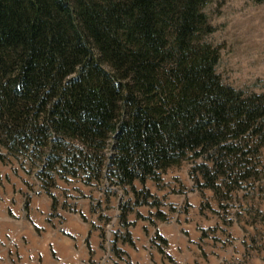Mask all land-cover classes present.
<instances>
[{
	"label": "trees",
	"instance_id": "1",
	"mask_svg": "<svg viewBox=\"0 0 264 264\" xmlns=\"http://www.w3.org/2000/svg\"><path fill=\"white\" fill-rule=\"evenodd\" d=\"M207 2L0 0V147L120 187L200 158L245 179L264 95L222 82Z\"/></svg>",
	"mask_w": 264,
	"mask_h": 264
},
{
	"label": "rangeland",
	"instance_id": "2",
	"mask_svg": "<svg viewBox=\"0 0 264 264\" xmlns=\"http://www.w3.org/2000/svg\"><path fill=\"white\" fill-rule=\"evenodd\" d=\"M204 12L222 82L264 95V0H208ZM250 149L245 179L217 176L200 158L120 187L101 176L39 174L36 158L0 147V196L21 206L37 235L44 224L77 251L86 226L88 264H264V147ZM111 152L109 144L105 158Z\"/></svg>",
	"mask_w": 264,
	"mask_h": 264
},
{
	"label": "crops",
	"instance_id": "3",
	"mask_svg": "<svg viewBox=\"0 0 264 264\" xmlns=\"http://www.w3.org/2000/svg\"><path fill=\"white\" fill-rule=\"evenodd\" d=\"M11 202L0 196V264H39L40 259L43 264H88L89 253L83 245L88 236L86 226L81 225L86 233L77 251L74 241L54 236L44 224L40 226L42 235H37L26 223V212Z\"/></svg>",
	"mask_w": 264,
	"mask_h": 264
}]
</instances>
